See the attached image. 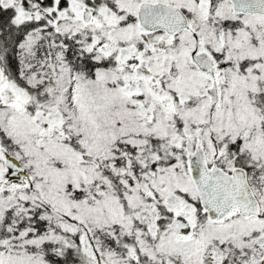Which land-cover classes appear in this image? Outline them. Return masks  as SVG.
I'll list each match as a JSON object with an SVG mask.
<instances>
[{"label":"snow or ice","instance_id":"1","mask_svg":"<svg viewBox=\"0 0 264 264\" xmlns=\"http://www.w3.org/2000/svg\"><path fill=\"white\" fill-rule=\"evenodd\" d=\"M0 264H264V0H0Z\"/></svg>","mask_w":264,"mask_h":264}]
</instances>
